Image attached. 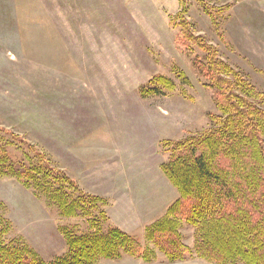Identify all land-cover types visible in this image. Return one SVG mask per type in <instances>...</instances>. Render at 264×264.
<instances>
[{
    "label": "rangeland",
    "instance_id": "1",
    "mask_svg": "<svg viewBox=\"0 0 264 264\" xmlns=\"http://www.w3.org/2000/svg\"><path fill=\"white\" fill-rule=\"evenodd\" d=\"M186 1L188 30L264 93V0H203L207 10ZM181 12L179 0H0V142L13 161L46 156L82 191L107 200L105 230L155 251L151 262L98 264H213L195 256L170 263L145 235L179 198L162 171L164 144L204 132L219 113L193 66L207 54L181 44ZM155 76L175 90L143 97ZM0 203L8 238L47 261L67 253L63 228L88 232L85 220L62 217L8 174H0ZM180 232L193 248L194 228L184 223Z\"/></svg>",
    "mask_w": 264,
    "mask_h": 264
},
{
    "label": "trees",
    "instance_id": "2",
    "mask_svg": "<svg viewBox=\"0 0 264 264\" xmlns=\"http://www.w3.org/2000/svg\"><path fill=\"white\" fill-rule=\"evenodd\" d=\"M179 1L180 26L185 29L181 44L207 54L205 62L195 59L193 66L209 82L219 113L209 115L210 128L204 132L164 144L169 160L162 171L179 198L146 229V239L170 263L195 256L213 264H264V93L218 58L215 47L188 30L183 16L187 1ZM198 2L208 9L203 0ZM179 77L190 83L184 73ZM151 84L141 89L143 97L176 88L163 76H155ZM5 146L9 144L0 142V174L13 176L36 197L45 198L62 217L85 220L88 232L63 228L67 253L47 261L24 241L8 238L11 223L0 203V264H98L124 256L154 259L155 251L135 237L116 227L104 229L106 199L82 191L46 156L35 152L13 161ZM184 223L195 230L193 248L183 241Z\"/></svg>",
    "mask_w": 264,
    "mask_h": 264
}]
</instances>
